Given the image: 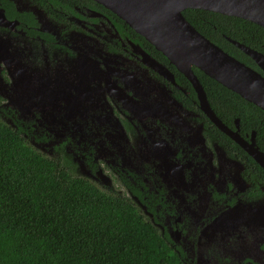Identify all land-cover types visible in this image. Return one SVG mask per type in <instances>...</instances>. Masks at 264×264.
<instances>
[{
	"label": "flooded vegetation",
	"instance_id": "obj_1",
	"mask_svg": "<svg viewBox=\"0 0 264 264\" xmlns=\"http://www.w3.org/2000/svg\"><path fill=\"white\" fill-rule=\"evenodd\" d=\"M208 101L216 119L96 0H0V120L131 202L185 264H264V166L230 133L264 149Z\"/></svg>",
	"mask_w": 264,
	"mask_h": 264
},
{
	"label": "trees",
	"instance_id": "obj_2",
	"mask_svg": "<svg viewBox=\"0 0 264 264\" xmlns=\"http://www.w3.org/2000/svg\"><path fill=\"white\" fill-rule=\"evenodd\" d=\"M183 13L211 41L261 71L228 37L264 53V27L205 9ZM194 68L208 98L247 131L255 129L264 149V110ZM0 264L185 263L131 202L32 148L0 120Z\"/></svg>",
	"mask_w": 264,
	"mask_h": 264
},
{
	"label": "water",
	"instance_id": "obj_3",
	"mask_svg": "<svg viewBox=\"0 0 264 264\" xmlns=\"http://www.w3.org/2000/svg\"><path fill=\"white\" fill-rule=\"evenodd\" d=\"M96 1L143 35L192 82L202 107L213 119H216V115L193 66L264 110V53L228 37L256 62L261 69L259 71L203 35L183 13L187 8L205 9L247 19L264 27V0ZM230 134L264 166V153L256 146L254 134L251 142L244 140L237 132Z\"/></svg>",
	"mask_w": 264,
	"mask_h": 264
}]
</instances>
